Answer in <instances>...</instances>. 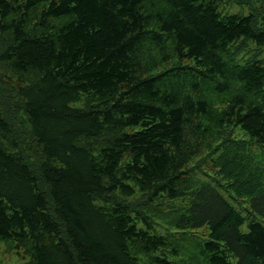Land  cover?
Listing matches in <instances>:
<instances>
[{"label": "trees", "instance_id": "16d2710c", "mask_svg": "<svg viewBox=\"0 0 264 264\" xmlns=\"http://www.w3.org/2000/svg\"><path fill=\"white\" fill-rule=\"evenodd\" d=\"M219 1L0 0L9 108L39 154L36 170L0 111V243L22 264H182L137 192L203 230L201 264H264V64L238 46L264 47V12Z\"/></svg>", "mask_w": 264, "mask_h": 264}, {"label": "rangeland", "instance_id": "374dc122", "mask_svg": "<svg viewBox=\"0 0 264 264\" xmlns=\"http://www.w3.org/2000/svg\"><path fill=\"white\" fill-rule=\"evenodd\" d=\"M219 4L221 11L229 14L237 13L247 15L250 12H264V0H220ZM238 46L244 47L240 54L243 59L252 57L258 59L264 64V47H258L250 41L241 42ZM16 78V76H13L10 73L0 72V81L4 84V86L2 85L0 89H4V92L8 96L12 95L13 90V83L9 79L14 81ZM13 100L14 97L12 96L9 97V100L5 99L4 101H2V97H0V111L7 115L8 118H12L14 134L21 139L26 158L29 160L33 168L36 169L39 164V154L32 143L30 132L22 113L17 110V107L9 108L10 103ZM91 103L92 101L87 96H80L77 101L72 103V106L83 108L89 106ZM7 112H9L10 115ZM235 135L237 138H244L241 132H237ZM236 137L231 136V138L234 139H236ZM92 143L96 148H98L97 146L101 145L102 139L93 141ZM253 150L255 151V163H257L258 167L264 171V147L253 145ZM206 165H208L207 162L202 163V169L207 168ZM197 174L206 178L199 170L197 171ZM123 200L130 203L133 208H136L138 211L149 217L156 233L167 236L169 241L173 243L174 247L177 249V254H172L169 251L170 249L166 252L171 261L182 264H201L202 261L194 252L195 249L193 244L187 240L194 238L196 235L202 234L203 230H198L197 232L188 231L185 233L175 230L173 225L170 223L173 216H171L170 212H167V206L160 204V202L150 204L147 200L146 194L144 193L137 192L133 197L127 199L123 198ZM242 204V200H238L236 201L235 206L240 209ZM168 214L171 218L168 217ZM241 230L246 231V226L243 225ZM23 262L24 260L21 251L9 249L6 245L0 243V264H22Z\"/></svg>", "mask_w": 264, "mask_h": 264}]
</instances>
